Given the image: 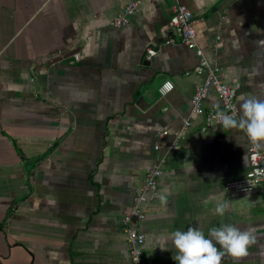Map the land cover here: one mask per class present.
Segmentation results:
<instances>
[{"label": "crops", "instance_id": "obj_1", "mask_svg": "<svg viewBox=\"0 0 264 264\" xmlns=\"http://www.w3.org/2000/svg\"><path fill=\"white\" fill-rule=\"evenodd\" d=\"M133 1L0 0V264H131L123 219L156 163L164 173L139 225L146 264H177L174 231L207 237L225 223L253 242L221 264H264V186L226 187L251 170L252 143L220 124L201 130L192 96L205 73L171 21L175 3L191 9L205 57L239 85V107L264 99V0H141L115 26ZM220 106L210 89L205 111Z\"/></svg>", "mask_w": 264, "mask_h": 264}, {"label": "built area", "instance_id": "obj_2", "mask_svg": "<svg viewBox=\"0 0 264 264\" xmlns=\"http://www.w3.org/2000/svg\"><path fill=\"white\" fill-rule=\"evenodd\" d=\"M141 6V0H135L126 5L124 11L113 19L115 26L120 27L129 23L130 18L135 15ZM172 26L174 33L181 43L196 51L199 57V64L196 71L205 73L204 82L196 89L192 96V112L197 115H204L205 125L202 131H206L212 124H220L216 118L217 112H224L238 118L239 107L236 101V94L239 85H230L222 80V69L217 64H211L200 49L195 28V16L187 5L178 2L172 8ZM168 42H177L176 38L170 37ZM149 55L154 54V49L148 50ZM78 58V54H75ZM174 88L171 81L164 83L162 93H167ZM214 89L221 100L219 109L205 111L203 101L207 97L210 89ZM190 120H186L182 128L174 134L173 146L177 145L185 137V133L190 126ZM167 135V131L160 133ZM159 145L155 146L158 149ZM249 161L251 170L245 177L233 179L226 184L227 189L234 191H249L260 186H264V151L255 145L249 148ZM164 173L160 163L154 164L146 173L139 191L136 193L130 211L123 219V228L126 233L131 264H146L144 255V244L146 235L140 231L139 225L147 216V203L150 197L158 194V181Z\"/></svg>", "mask_w": 264, "mask_h": 264}, {"label": "clouds", "instance_id": "obj_3", "mask_svg": "<svg viewBox=\"0 0 264 264\" xmlns=\"http://www.w3.org/2000/svg\"><path fill=\"white\" fill-rule=\"evenodd\" d=\"M239 118L224 112H217L216 118L223 129L243 130L250 143L256 147L264 146V99L248 98L239 106ZM161 204H167V198L160 196ZM227 202H219L215 213L224 216L228 210ZM177 264H221L225 254L232 257L246 256L253 238L249 231L233 223L221 224L209 229L208 236L196 227L187 231L176 230L171 234ZM219 245V248L217 247Z\"/></svg>", "mask_w": 264, "mask_h": 264}]
</instances>
